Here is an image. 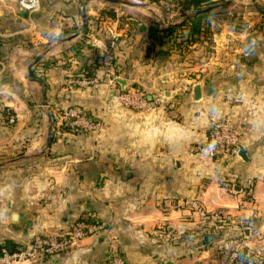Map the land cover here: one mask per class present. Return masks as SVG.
<instances>
[{
  "label": "crops",
  "instance_id": "crops-1",
  "mask_svg": "<svg viewBox=\"0 0 264 264\" xmlns=\"http://www.w3.org/2000/svg\"><path fill=\"white\" fill-rule=\"evenodd\" d=\"M162 1L39 0L26 11L0 0V247L86 213L101 224L18 264H235L236 246L264 262V8L218 3L190 41L166 28L183 17ZM106 53L119 87L141 89L149 107L108 104ZM68 106L101 129H63L55 107ZM223 114L243 157L194 148Z\"/></svg>",
  "mask_w": 264,
  "mask_h": 264
},
{
  "label": "built area",
  "instance_id": "built-area-1",
  "mask_svg": "<svg viewBox=\"0 0 264 264\" xmlns=\"http://www.w3.org/2000/svg\"><path fill=\"white\" fill-rule=\"evenodd\" d=\"M18 5L26 10L32 11L39 5V0H17ZM103 65L106 80L111 84L112 90L108 104L114 101L128 107L147 108L150 100L146 94L137 87L121 89L116 82V68L113 64L112 55L106 53L103 56ZM90 81L96 82L97 77H91ZM61 120L67 125L71 132H96L102 127V120L88 113L79 106H68L57 108ZM8 120L13 122L16 115L5 109ZM240 132L235 126L229 114L220 115L212 120L205 140L197 145L195 149L205 153L211 158H221L234 155L239 147ZM101 224L92 219L88 213L76 218L66 229L52 234H35L27 243L18 247H0V264H18L25 260L40 259L46 256L57 255L75 245L86 235L95 233Z\"/></svg>",
  "mask_w": 264,
  "mask_h": 264
},
{
  "label": "trees",
  "instance_id": "trees-1",
  "mask_svg": "<svg viewBox=\"0 0 264 264\" xmlns=\"http://www.w3.org/2000/svg\"><path fill=\"white\" fill-rule=\"evenodd\" d=\"M160 1V0H156ZM175 4V8L179 11V14L183 17L182 22L177 25H167V29L179 30L180 36L184 37L183 40L194 41L198 34H207L209 32V21L206 17L211 16L215 12V7H212L204 12L196 13L198 9L212 6L217 3V0H171ZM213 1V2H211ZM226 2L227 0H223ZM222 1V2H223ZM219 3V2H218ZM206 4V5H205ZM208 4V5H207ZM262 8V7H261ZM62 125L63 129H68L67 125ZM239 260L248 258L245 251L240 250L238 255ZM235 264L238 262V258L233 259ZM239 264V263H238Z\"/></svg>",
  "mask_w": 264,
  "mask_h": 264
},
{
  "label": "rangeland",
  "instance_id": "rangeland-1",
  "mask_svg": "<svg viewBox=\"0 0 264 264\" xmlns=\"http://www.w3.org/2000/svg\"><path fill=\"white\" fill-rule=\"evenodd\" d=\"M128 1H133V0H128ZM223 0H217V3L216 4H218V2H219V4L221 5L220 6V9H222L223 7H226V4H227V2H222ZM211 2H213V1H211ZM162 4L161 5H164L165 6V8H167V9H175V10H177L175 7V4H174V2H172V1H165V0H163L162 2H161ZM258 5L259 7H262V8H264V3H263V1L262 0H253V5ZM206 5V4H205ZM208 5V4H207ZM161 9H162V6L160 7ZM215 11H217V10H215ZM221 11V10H220ZM213 14V13H212ZM211 14V15H212ZM210 15L208 16V17H206L207 19H208V21H209V19H210ZM141 90V89H140ZM142 91V90H141ZM142 92H144V91H142ZM123 105V104H122ZM123 106H125V105H123ZM125 107H128V106H125ZM129 108H133L134 109V107H129ZM237 248V249H236ZM236 248L234 249V251L232 252L233 253V255H232V260L233 259H235V258H238V262H237V264L239 263V264H257L258 262H255L254 260H249L248 258H245V260L244 259H241V260H239V258L240 257H238V255H239V251L241 250L238 246H236ZM262 262V261H261ZM260 264H264V262H262V263H260Z\"/></svg>",
  "mask_w": 264,
  "mask_h": 264
},
{
  "label": "water",
  "instance_id": "water-1",
  "mask_svg": "<svg viewBox=\"0 0 264 264\" xmlns=\"http://www.w3.org/2000/svg\"><path fill=\"white\" fill-rule=\"evenodd\" d=\"M227 2H229L227 0ZM218 4H214L212 6H207V7H204V8H201V9H198L196 11V13H200V12H204L214 6H217ZM118 83L121 85V88L124 89L125 86H126V80L125 79H119L118 80ZM190 98H191V101H198L202 98V89H201V83L200 81H197L195 83H193L192 85V88H191V91H190ZM237 155H240L241 157L244 156V150H242L240 147L236 153Z\"/></svg>",
  "mask_w": 264,
  "mask_h": 264
}]
</instances>
